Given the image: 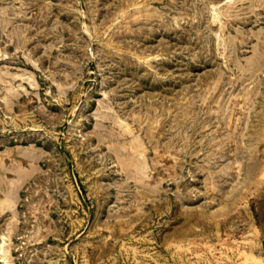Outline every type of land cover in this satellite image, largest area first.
Segmentation results:
<instances>
[{
	"label": "rangeland",
	"instance_id": "1",
	"mask_svg": "<svg viewBox=\"0 0 264 264\" xmlns=\"http://www.w3.org/2000/svg\"><path fill=\"white\" fill-rule=\"evenodd\" d=\"M0 264H264V0H0Z\"/></svg>",
	"mask_w": 264,
	"mask_h": 264
},
{
	"label": "bare ground",
	"instance_id": "2",
	"mask_svg": "<svg viewBox=\"0 0 264 264\" xmlns=\"http://www.w3.org/2000/svg\"><path fill=\"white\" fill-rule=\"evenodd\" d=\"M8 191H9V190H8ZM12 192H13V191H12ZM10 194H11V193H10ZM10 194H9V195H10ZM7 198H8V197H7ZM8 200H9V199H8ZM11 201H12V200H11ZM7 202H8V201H7ZM7 204H8V203H7ZM4 207H5V206H4ZM6 207H7V206H6ZM1 209H2V208H1ZM2 211H3V210H2ZM4 239H5V238H4ZM2 244H3V243H2ZM1 246H2V245H1ZM3 247H4V246H3ZM3 247H2V248H3ZM2 251H3V250H2ZM7 255H8V254H7ZM1 256H2V255H1ZM5 256H6V254H5ZM4 263H5V262H4Z\"/></svg>",
	"mask_w": 264,
	"mask_h": 264
}]
</instances>
